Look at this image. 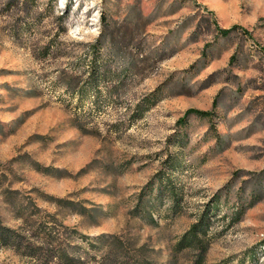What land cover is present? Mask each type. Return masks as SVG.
I'll use <instances>...</instances> for the list:
<instances>
[{
  "label": "rangeland",
  "instance_id": "1",
  "mask_svg": "<svg viewBox=\"0 0 264 264\" xmlns=\"http://www.w3.org/2000/svg\"><path fill=\"white\" fill-rule=\"evenodd\" d=\"M175 135L182 211L151 223L136 197ZM225 189L201 264H264V0H0V228L24 243L0 264H135L100 235L195 264L174 244Z\"/></svg>",
  "mask_w": 264,
  "mask_h": 264
},
{
  "label": "trees",
  "instance_id": "2",
  "mask_svg": "<svg viewBox=\"0 0 264 264\" xmlns=\"http://www.w3.org/2000/svg\"><path fill=\"white\" fill-rule=\"evenodd\" d=\"M235 29H237V27L233 26L226 30H219V32L223 37H227ZM92 51L93 50H91L90 52ZM87 69H90V66ZM153 95H155V93H153ZM155 101L156 100L153 99L152 104L155 103ZM215 107L216 100L212 103V109H214ZM136 111L139 112L141 110L140 108H137ZM142 112L140 113L142 114ZM212 115V110L203 111L197 109H188L184 112L182 118L177 120L176 124L177 126L183 127L186 124L187 119L191 116L210 120L212 118ZM209 128L212 129L211 125L209 126ZM183 146L184 139L181 135H175L169 140V147H167L165 151V156L160 162L159 169L141 189L140 193L136 197V210L138 211L142 209V212L147 214L151 223H153L152 211L155 210L157 204L167 203L169 212L173 215L178 214L182 211V189L176 183V180L174 178V174L179 169L180 156L178 154V151L174 149ZM228 194V190H220L213 196L211 201L204 206L203 210L196 215L193 224H191L188 230L176 240V243L174 244V250L176 252L188 251L190 253H193L196 255L195 264L202 263V257L207 251L206 238L208 236V231L210 230L212 225L211 216L216 211V209H218L222 197L227 196ZM249 205L251 204L248 203L245 206V204H243L241 200H238L237 205L232 209L231 213L228 216L230 222L238 223L244 212L249 208ZM28 231L30 233L31 230ZM36 236L37 239H39L40 236ZM108 239L109 236L106 235H100L95 238L97 243H99V251L106 249V251L103 252L102 257L104 255L109 256L112 251H118L116 252L117 260H124L127 258L126 256H128L132 259L133 263L143 264L139 263V259L136 257L135 253L132 255L127 254V252H124L123 247L121 246L117 247V250L112 249V247H115V245L111 246L112 242L110 243ZM22 240L23 238L21 235L11 232L6 228H0V245H2L3 247L20 249L24 245ZM104 260L105 257H103L102 261ZM77 264H81L80 259H77Z\"/></svg>",
  "mask_w": 264,
  "mask_h": 264
}]
</instances>
